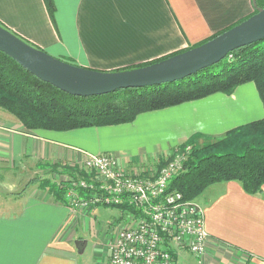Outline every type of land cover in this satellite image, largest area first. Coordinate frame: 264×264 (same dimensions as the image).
<instances>
[{"label":"crops","instance_id":"crops-1","mask_svg":"<svg viewBox=\"0 0 264 264\" xmlns=\"http://www.w3.org/2000/svg\"><path fill=\"white\" fill-rule=\"evenodd\" d=\"M52 1L49 14L44 0H0V24L53 56L98 70L127 68L181 51L253 11L252 0ZM161 115L165 129L153 124L149 134L170 132L171 138L166 150L150 152V164L140 170L191 135H221L260 119L264 108L255 84L246 81L230 93L139 112L132 127L142 117ZM131 123L29 129L0 110V264H80L76 250L83 240L76 225L85 227L83 217L90 209L76 216L48 183L56 170L58 176L77 173L86 154L109 152L120 159L114 146L120 137L109 133ZM200 193L195 200L204 211L205 253L198 257L187 248L175 249L174 264H264V183L249 193L238 181H214ZM120 208L128 218L138 216ZM112 227L108 237L95 243L100 247L94 264H111L106 243Z\"/></svg>","mask_w":264,"mask_h":264},{"label":"trees","instance_id":"trees-1","mask_svg":"<svg viewBox=\"0 0 264 264\" xmlns=\"http://www.w3.org/2000/svg\"><path fill=\"white\" fill-rule=\"evenodd\" d=\"M44 1L51 14L53 1ZM256 3L264 6V0H256ZM254 11L255 8L252 13ZM246 81L255 84L264 108V37L234 48L219 61L179 80L117 88L91 96L63 91L0 51V107L29 129L65 130L130 122L139 112L213 92L230 93ZM185 143L191 145L190 152L183 162V170L171 178L168 187L179 190L183 198L195 199L206 185L221 180L238 181L249 193L261 190L264 183V116L230 128L218 136L193 134L177 147ZM165 159L161 156L157 167ZM80 174L84 175L83 172ZM84 176L87 177L86 174ZM48 185L58 199L65 201L66 183L56 186L49 182Z\"/></svg>","mask_w":264,"mask_h":264},{"label":"built area","instance_id":"built-area-1","mask_svg":"<svg viewBox=\"0 0 264 264\" xmlns=\"http://www.w3.org/2000/svg\"><path fill=\"white\" fill-rule=\"evenodd\" d=\"M190 149V144L175 147L162 165L141 170L128 168L113 153H89L77 173L67 175L64 199L71 209L119 205L138 215L113 224L106 243L111 264H174L173 251L179 248L198 257L205 253L208 233L202 205L168 188L183 170Z\"/></svg>","mask_w":264,"mask_h":264},{"label":"water","instance_id":"water-1","mask_svg":"<svg viewBox=\"0 0 264 264\" xmlns=\"http://www.w3.org/2000/svg\"><path fill=\"white\" fill-rule=\"evenodd\" d=\"M196 45L159 60L119 70H98L53 56L0 24V51L30 73L73 95L91 96L117 88L172 82L223 58L229 51L264 37V6Z\"/></svg>","mask_w":264,"mask_h":264},{"label":"rangeland","instance_id":"rangeland-1","mask_svg":"<svg viewBox=\"0 0 264 264\" xmlns=\"http://www.w3.org/2000/svg\"><path fill=\"white\" fill-rule=\"evenodd\" d=\"M0 110H3L4 112L10 114L8 111L2 109L1 107ZM152 117L153 118L147 119L145 121H143V117L140 118L138 121L140 123H137V125L135 123L134 127H132L133 121H130L132 122L131 124H124V127L117 128L113 132L109 133L110 135L114 134L120 137L116 140V144L114 146L120 149L117 151L122 153L121 156H119L122 164L132 167L135 166L138 168L147 167L151 162L149 159L150 152L157 151L158 153H160L159 151L166 150L167 141L171 138L170 132L165 133L161 131L159 133V131H156L155 134H149L150 130L154 129L153 124L158 129H165L166 119H164L163 115L159 117ZM183 142H181L180 144H182ZM188 144L189 143H185L184 145H181L180 148ZM178 145H176L175 147H177ZM173 149L169 150L163 155L166 157L165 161L170 158ZM155 163L157 164L156 160L153 162L151 167L155 168ZM54 173L55 175L52 176V180L54 183L56 181L58 186H60L62 183H65L67 175H74L70 173L66 174L65 176H58L57 170L56 172L54 171ZM54 177H56V180H54ZM43 182L47 185L48 180H44ZM199 194L201 193H198L197 196H199ZM89 209L90 210L88 213L90 214L85 213V215L87 216L83 217V221L85 218V227H82L81 224L76 225V232L81 236L83 240V244L80 250H76L77 257L80 259V264H94V252L100 247L95 243L100 241L104 234H106L107 237L109 236L110 231L107 230L108 226L111 227L114 223L123 224L128 219V217H126L125 214L121 212V208L119 205H96L90 207ZM74 214L78 216L77 214H79V210L76 209V211H74Z\"/></svg>","mask_w":264,"mask_h":264}]
</instances>
